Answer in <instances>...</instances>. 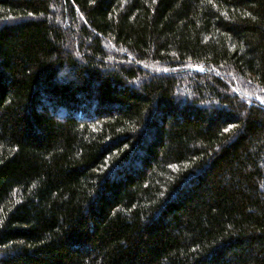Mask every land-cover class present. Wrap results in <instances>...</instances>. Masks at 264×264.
I'll use <instances>...</instances> for the list:
<instances>
[{
  "label": "trees",
  "instance_id": "1",
  "mask_svg": "<svg viewBox=\"0 0 264 264\" xmlns=\"http://www.w3.org/2000/svg\"><path fill=\"white\" fill-rule=\"evenodd\" d=\"M262 100L264 0H0V264H264Z\"/></svg>",
  "mask_w": 264,
  "mask_h": 264
},
{
  "label": "snow or ice",
  "instance_id": "2",
  "mask_svg": "<svg viewBox=\"0 0 264 264\" xmlns=\"http://www.w3.org/2000/svg\"><path fill=\"white\" fill-rule=\"evenodd\" d=\"M257 99H259V97H257ZM261 102L264 103V100H262ZM225 131H228V129H225Z\"/></svg>",
  "mask_w": 264,
  "mask_h": 264
},
{
  "label": "rangeland",
  "instance_id": "3",
  "mask_svg": "<svg viewBox=\"0 0 264 264\" xmlns=\"http://www.w3.org/2000/svg\"><path fill=\"white\" fill-rule=\"evenodd\" d=\"M68 48H70V46H68Z\"/></svg>",
  "mask_w": 264,
  "mask_h": 264
}]
</instances>
